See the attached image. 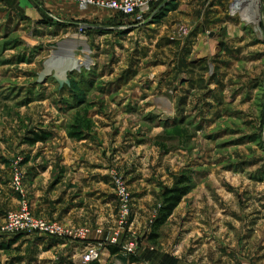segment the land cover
Listing matches in <instances>:
<instances>
[{
    "label": "rangeland",
    "instance_id": "374dc122",
    "mask_svg": "<svg viewBox=\"0 0 264 264\" xmlns=\"http://www.w3.org/2000/svg\"><path fill=\"white\" fill-rule=\"evenodd\" d=\"M232 1L169 0L125 17L107 9L81 10L65 0H0V229L8 225V213L21 216L26 202L33 217L100 235L89 243L100 245L118 232L120 244L133 242L137 255L143 225L132 228L135 192L148 184L145 226L152 234L166 190L190 188L182 199L187 216L199 209L188 195L203 183H230L235 173L263 182L264 0L260 21L251 25L230 16ZM211 38L217 54L209 57L205 43ZM73 48L72 63L64 65L70 85L61 88L53 76L38 81L48 63L59 66L61 54ZM257 87L259 124L251 120L250 103L232 105L238 92L246 93L247 102ZM103 124L114 134L108 166L101 167L110 175L108 204L85 200L81 191L67 194L75 160L100 158L92 147L104 142L98 138ZM106 155L108 150L101 158ZM33 171L41 178L49 174L35 187L47 215L32 205ZM155 171L152 184L147 179ZM66 173L68 180L57 190ZM141 173L149 176L135 178ZM117 179L131 195L126 227L120 225ZM36 237L0 235V264H68L58 246L65 239L47 248ZM156 244L143 249L157 250Z\"/></svg>",
    "mask_w": 264,
    "mask_h": 264
},
{
    "label": "crops",
    "instance_id": "0c3cea01",
    "mask_svg": "<svg viewBox=\"0 0 264 264\" xmlns=\"http://www.w3.org/2000/svg\"><path fill=\"white\" fill-rule=\"evenodd\" d=\"M18 1L23 2V0ZM213 32L211 31L209 35L213 36ZM205 44L209 57L215 56L217 54L215 47L218 44L216 39L211 38L208 45ZM251 92V99L247 102H244L243 99L246 93L238 92L232 105L241 103L242 105L239 106H249L251 104L250 106L255 112L252 114L251 120L259 124L260 92L258 87ZM101 129L102 131L98 132V138L104 140V142L103 144L95 142L92 147V150L97 152L100 158L92 156L83 160L78 157L75 160L73 166L74 171L77 173L74 174L75 179L71 183L74 186L68 190V196L72 195L73 192L81 191L80 197L88 201L104 203L111 198L108 189L110 187L106 185L110 181V175L108 171L101 170V167L106 169L108 166L110 160L108 148L114 134L111 128L105 124ZM107 150L108 155L101 158L103 152ZM102 171L103 173H101ZM155 172L154 174L150 173L152 178L147 179L152 184L157 182L154 175L156 177L159 175L157 171ZM42 175L44 176L41 178L34 171L29 175L34 178L33 197L31 199L34 211L38 213H41L42 206L43 208L47 207L42 192L35 188L38 183L42 182L41 180L48 179L49 174L43 173ZM232 175L236 178L231 180L230 183L224 182V180H215L216 183L214 184L212 182L203 183L199 185L197 190L188 195L191 200L196 199L198 204L194 205L199 209L198 211L193 210V212L196 211L198 214L195 212L196 215L186 216L184 214L186 200H183L168 221L158 230L157 250L149 247H146L148 248L147 251L143 249L145 246H150V243L153 244L150 241V229L145 226L150 216L148 214L151 205H144L151 196L150 188H152V185L148 184L149 188L146 190H138L135 192L136 217L132 228L136 225L138 227L135 228L139 230V226L143 225L140 232L142 233L143 247H139V253L134 259L124 256L122 252L114 254L111 252L113 249H103L101 260L98 263L112 264L115 260H118L122 264H264V181L256 182L252 179H246V174L243 173ZM69 176L68 173L64 175L59 187L56 183L57 190L63 186L62 184L68 180ZM146 176L149 175L135 174L137 179H143ZM142 179L141 181H144ZM101 185L104 186L102 188L104 191H100ZM145 185H141L143 189ZM87 191L90 194L85 193ZM9 196L13 199L16 198V195L10 193V191ZM110 203L114 204V202ZM12 206L16 207L18 204H12ZM4 209L5 207H0V215ZM41 215L47 214L41 213ZM34 235H37L38 243L47 248L54 247L58 241V239L44 237L40 234ZM100 239V235L92 233L89 241L96 242ZM58 246L65 250L68 264H86L82 259L85 251L84 243L64 240V245ZM77 258L80 262L75 260Z\"/></svg>",
    "mask_w": 264,
    "mask_h": 264
},
{
    "label": "built area",
    "instance_id": "2783aa9c",
    "mask_svg": "<svg viewBox=\"0 0 264 264\" xmlns=\"http://www.w3.org/2000/svg\"><path fill=\"white\" fill-rule=\"evenodd\" d=\"M46 1V0H37ZM76 4L81 10L90 8L107 9L114 11L125 17H138L149 11L154 5H158L169 0H65ZM253 6L249 0H233L229 7V14L232 18H240L241 22L247 25L256 24L251 19L253 17ZM116 200L121 212L120 225L126 227L129 224L131 216V195L127 191L122 179L115 182ZM21 216L8 213V225L0 229V235L9 233H31L40 234L44 237L54 239H65L85 244V251L82 259L84 263L100 262L103 249L118 248L124 256H136V249L133 242L122 246L120 244L121 234L114 232L108 238L97 245L89 243V232L87 230H69L57 225L56 223L47 222L43 219L33 217L29 213V206L26 202L21 205Z\"/></svg>",
    "mask_w": 264,
    "mask_h": 264
},
{
    "label": "trees",
    "instance_id": "16d2710c",
    "mask_svg": "<svg viewBox=\"0 0 264 264\" xmlns=\"http://www.w3.org/2000/svg\"><path fill=\"white\" fill-rule=\"evenodd\" d=\"M190 188H175L174 190H166L164 193V203L160 210V216L155 221L154 224V231L150 235V241L152 243H156L157 239L159 238L158 230L168 221L169 217L173 214L175 209L179 206L182 202V199L189 193ZM113 249L111 252L116 254L117 252H121L118 248H111ZM137 256V255H136ZM136 256L130 257L131 259L136 258ZM5 264H14L7 262ZM91 264H99L98 262H94Z\"/></svg>",
    "mask_w": 264,
    "mask_h": 264
},
{
    "label": "bare ground",
    "instance_id": "6f19581e",
    "mask_svg": "<svg viewBox=\"0 0 264 264\" xmlns=\"http://www.w3.org/2000/svg\"><path fill=\"white\" fill-rule=\"evenodd\" d=\"M253 6V17H252V21L255 23H258L260 21V17H259V11H260V4H259V0H249ZM255 2V3H254ZM256 4V5H255ZM59 53V52H58ZM75 52H74V48L70 49L66 52H64V54H61L58 64H60L59 66L57 65L56 61L54 62H50L47 65L52 68L55 69L56 71L60 72V73H67V70L64 65L67 64H71V57L75 56Z\"/></svg>",
    "mask_w": 264,
    "mask_h": 264
},
{
    "label": "water",
    "instance_id": "95a60500",
    "mask_svg": "<svg viewBox=\"0 0 264 264\" xmlns=\"http://www.w3.org/2000/svg\"><path fill=\"white\" fill-rule=\"evenodd\" d=\"M48 76H53L61 88H63L65 85H70L67 73H60L46 65L44 71L39 74L38 81L44 82Z\"/></svg>",
    "mask_w": 264,
    "mask_h": 264
}]
</instances>
